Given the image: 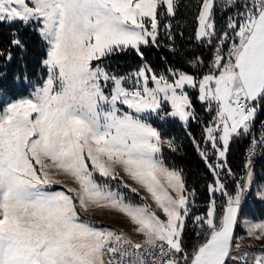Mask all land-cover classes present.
<instances>
[{
    "label": "snow or ice",
    "instance_id": "6c2138e0",
    "mask_svg": "<svg viewBox=\"0 0 264 264\" xmlns=\"http://www.w3.org/2000/svg\"><path fill=\"white\" fill-rule=\"evenodd\" d=\"M179 2L0 0V23L34 25L47 45L41 85L0 101V264H264V247L238 232L264 241V219L244 214L255 187L252 157L264 148V127L253 132L264 111V0H242L239 9L226 0L234 14L223 26L220 0H197L195 39L213 48L205 72L195 71L205 67L199 56L188 61L193 73L144 62L117 74L108 64L128 51L143 59L145 47L176 52ZM10 45L25 49L18 32ZM0 57L11 61V48ZM192 90L215 112L204 127L210 149L193 138L212 176L202 213L184 170L163 157L165 148L178 150L175 138L157 126L197 118ZM242 136L250 146L236 176L228 153ZM140 189L148 194L140 203L125 194ZM255 195L264 201V185ZM103 211L122 215L131 234L91 218Z\"/></svg>",
    "mask_w": 264,
    "mask_h": 264
},
{
    "label": "trees",
    "instance_id": "16d2710c",
    "mask_svg": "<svg viewBox=\"0 0 264 264\" xmlns=\"http://www.w3.org/2000/svg\"><path fill=\"white\" fill-rule=\"evenodd\" d=\"M198 10L197 0H180L176 16L171 19L173 31L176 34L175 46L177 51L172 52L169 48L161 46L145 47L144 58L139 57L134 51H128L112 57L108 64L117 74H127L147 62L157 72H166L169 68L179 69L189 73L194 70L189 66L188 61L195 57H202L205 67L198 68L196 72L207 71L213 48L202 44L195 39L196 20L195 16ZM231 12L224 10V1L220 0V7L217 10V24L223 26L227 16ZM33 26H25L21 23H0V50L7 51L11 48L12 60L8 61L0 57V101L7 102L27 95L34 84H39L46 77V69L41 64L45 57L47 45L35 32ZM14 32H18L25 42V49L11 47L10 39ZM163 33V29H161ZM183 33L181 36L179 33ZM161 45H166L169 41L162 35ZM27 77V79H25ZM197 118L190 120L187 127H184L178 120L170 121L168 124H160L166 137H174L177 151H171L168 148L163 150V157L170 166L182 168L187 177L189 188L196 190V205L199 212H204L207 202L210 198L207 185L212 180V176L207 169L205 162L199 155L193 142H201V147L210 149V145L203 144L204 127L212 120L215 112L208 113L204 103L198 101V92L190 91ZM3 97H7L3 100ZM264 117V111L258 114L256 124ZM248 141V136H242L234 139L230 144L228 153V165L232 168L236 176L243 174V153ZM256 169L264 168V153L256 164ZM232 183H229L231 189ZM130 195V192H129ZM133 198L140 200V196L133 194ZM217 203H221L223 197L216 196ZM244 214L248 216H264V203L257 198H247L244 207ZM186 240L189 244L195 241V236L188 229Z\"/></svg>",
    "mask_w": 264,
    "mask_h": 264
},
{
    "label": "rangeland",
    "instance_id": "374dc122",
    "mask_svg": "<svg viewBox=\"0 0 264 264\" xmlns=\"http://www.w3.org/2000/svg\"><path fill=\"white\" fill-rule=\"evenodd\" d=\"M224 1V6H225V3H226V0H223ZM242 2V0H237V3H236V9H239L240 7V3ZM231 10V12H229L228 16L229 15H233L234 14V9L232 8H228V11ZM227 16V17H228ZM144 63V62H143ZM142 63V64H143ZM141 64V65H142ZM135 71V70H134ZM133 72V71H132ZM167 72V71H166ZM46 79V77L44 78ZM43 80L40 81L39 84H34V86L31 88L30 92L27 94L29 95L36 86H40L41 83H42ZM27 95H24V96H27ZM24 96H21V97H24ZM20 98V97H19ZM7 97H3V100H6ZM14 100V99H12ZM11 101V100H9ZM8 102V101H7ZM173 120H178V119H171V120H168V121H161L159 122L160 124H168L170 121H173ZM179 121V120H178ZM184 127H187L188 125L185 124L184 122L182 121H179ZM260 160V159H259ZM258 160V161H259ZM257 161V162H258ZM257 162L253 165V170H254V175H255V187L251 190L252 191V195H249L247 198L251 199V198H257L260 200L259 197H257L255 195L256 191L258 190L259 186L260 185H264V168H260V169H256V164ZM121 175H123V173H121ZM124 181L128 184H131L132 187H139L137 184H135L130 178H128L127 176H124ZM125 194L135 203H140L141 200H137L135 198H133V194L130 193L129 195V192L127 190H125ZM139 196H148V194L146 193V191H144L143 189H140V193H139ZM216 196H220L219 193L216 194ZM247 200V199H246ZM264 203V201H262ZM148 203L152 204L153 202L151 201V198L149 197L148 198ZM154 206V205H153ZM246 217L248 218H252V219H257V218H261V219H264V216H248V215H245ZM92 219L96 220V221H99L101 224L103 225H108L110 227H114V228H118V229H123L125 232H129L130 233V229H131V225L127 222V220L120 214L118 213H115V212H108V211H103V212H100V213H97L95 215H92L91 217ZM238 232L240 235H243L245 236V239H244V243L245 244H253L255 246V248H261V247H264V241H255V240H251L249 238H247L246 236V233L243 231V230H240L238 229ZM134 237H137V238H140L138 236H134Z\"/></svg>",
    "mask_w": 264,
    "mask_h": 264
},
{
    "label": "built area",
    "instance_id": "2783aa9c",
    "mask_svg": "<svg viewBox=\"0 0 264 264\" xmlns=\"http://www.w3.org/2000/svg\"><path fill=\"white\" fill-rule=\"evenodd\" d=\"M261 121H264V117ZM261 121L259 123H257L253 129V132L254 134H256L257 136H259V130L264 127V125L261 124ZM250 136H248V141H247V144H246V147L244 149V153H243V162H244V165L246 163V158H247V155H248V148L250 146ZM264 148H257V151H256V154L252 157V164H253V161L255 159V157L257 156L258 152H263ZM244 170V168H243Z\"/></svg>",
    "mask_w": 264,
    "mask_h": 264
},
{
    "label": "bare ground",
    "instance_id": "6f19581e",
    "mask_svg": "<svg viewBox=\"0 0 264 264\" xmlns=\"http://www.w3.org/2000/svg\"><path fill=\"white\" fill-rule=\"evenodd\" d=\"M263 153H264V150H263V152H258L257 156L255 157V159L253 161V165L262 157ZM243 164H244V162H243ZM243 174H244V172H243ZM243 174H241L240 176H242Z\"/></svg>",
    "mask_w": 264,
    "mask_h": 264
},
{
    "label": "crops",
    "instance_id": "0c3cea01",
    "mask_svg": "<svg viewBox=\"0 0 264 264\" xmlns=\"http://www.w3.org/2000/svg\"><path fill=\"white\" fill-rule=\"evenodd\" d=\"M134 239H140V238H137V237H133Z\"/></svg>",
    "mask_w": 264,
    "mask_h": 264
}]
</instances>
